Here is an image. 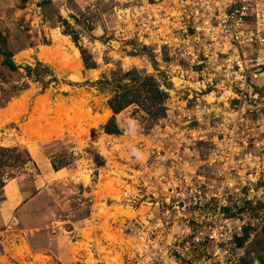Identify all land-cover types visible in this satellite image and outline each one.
Listing matches in <instances>:
<instances>
[{"label":"rangeland","instance_id":"obj_1","mask_svg":"<svg viewBox=\"0 0 264 264\" xmlns=\"http://www.w3.org/2000/svg\"><path fill=\"white\" fill-rule=\"evenodd\" d=\"M31 1L0 14L13 62L30 56L39 60L32 68L40 64L12 72L0 55V108L18 104L8 117L0 112V148L7 149L0 151V203L15 178L27 196L0 215V264H218V227L227 238L232 231L235 245L242 238L241 264H264V57L257 46L193 36V26L179 28L171 0H97L64 17L50 2L37 28L29 26ZM78 47L94 69L84 67ZM40 49L53 63L39 59ZM119 68L170 88L162 117L131 105L115 115L120 135L107 136L101 127L112 115L96 82ZM25 150L31 162L21 167ZM35 155L61 169L39 177L37 196ZM57 233L72 252L67 263L49 250Z\"/></svg>","mask_w":264,"mask_h":264},{"label":"built area","instance_id":"obj_2","mask_svg":"<svg viewBox=\"0 0 264 264\" xmlns=\"http://www.w3.org/2000/svg\"><path fill=\"white\" fill-rule=\"evenodd\" d=\"M31 2L34 12L28 19L29 26L37 28L44 23L41 0ZM171 5L176 9L180 29L185 30L189 24L195 30L193 36H223L240 47L256 45L264 57V0H171ZM221 229H216L217 246L212 256L217 257L218 264H241L232 231L227 229L231 234L227 238Z\"/></svg>","mask_w":264,"mask_h":264},{"label":"trees","instance_id":"obj_3","mask_svg":"<svg viewBox=\"0 0 264 264\" xmlns=\"http://www.w3.org/2000/svg\"><path fill=\"white\" fill-rule=\"evenodd\" d=\"M43 4H46V0H42L41 6ZM64 34L69 35L68 33ZM73 42L75 41L73 40ZM78 50L84 67L86 69H94V65L87 64L85 51L80 47H78ZM0 55L4 58V64L10 71L17 70V66L12 60V54L5 47V38L1 34ZM39 66V62H36V67L25 66L24 69L25 72L29 73L35 71ZM53 79L55 78L53 77ZM96 84L99 85L98 89L107 95L106 107L112 113L108 122L101 127L107 135H120V130L115 123V115L121 113L131 105L141 107L144 112L155 118L164 115V105L168 97L166 90L170 88V84L165 80L160 81L154 76L140 73L134 68L128 71H123L119 68L116 71L110 72L109 76L103 75ZM0 151L6 152L7 149L0 148ZM24 152L27 160L23 161L21 167L31 162V158H29L26 150ZM53 169L58 170L55 166H53ZM241 240V237L234 238L237 246H240Z\"/></svg>","mask_w":264,"mask_h":264},{"label":"crops","instance_id":"obj_4","mask_svg":"<svg viewBox=\"0 0 264 264\" xmlns=\"http://www.w3.org/2000/svg\"><path fill=\"white\" fill-rule=\"evenodd\" d=\"M19 1L20 0H0V14L7 12L9 9L16 8ZM67 1L69 2L68 4H67ZM94 1H97V0H46V4L47 3L49 4L50 2L51 3L59 2L58 3L59 7H60L59 8V14L62 17H64L63 15L67 16V15H69L68 13H72L73 11L83 10L84 8L89 6ZM6 48L8 49L9 52L11 51L9 48V45ZM78 56H79V54L77 52H75V57L72 60V62L73 61L75 62L72 65L77 66V67H78ZM36 59L29 56V60H20L19 62H17L15 64L17 66V70L22 72L23 67L31 66L32 63L30 61L31 60L34 61ZM36 61H39V60H36ZM9 107H11V108L14 107V109H18V104L17 103L14 104V102H8V105L6 107L0 108V112H2L4 114V116L7 115V117H8L9 113H10V111H8ZM110 115H112L111 112H110ZM30 116H34L32 111H31ZM116 117H118V115H116ZM25 124L27 125L28 121ZM54 136L57 137L56 135H54ZM107 136H112V135H107ZM55 137L51 136L50 139H55ZM34 158H36L35 161L37 163L36 164L34 162L35 166L38 167L39 169H41L40 173L38 172L36 174V176L33 178V184H32L33 187L36 186L35 191H38V193H36V196H37L40 194V190H41V189L39 190L38 185H37L39 183V180H38L39 177L45 175L48 178H50V177L55 178L56 175H58L60 173L61 169L60 170L59 169L54 170L52 168L50 161L47 158L44 159L45 158L44 156L41 157L39 155H35ZM38 163H40V165ZM2 189H3L4 199L0 203V215H4L3 213L7 214L8 211L12 212L16 208H18L22 204L23 200L27 197L25 195L24 191L22 190V186L19 185L17 178L12 179L8 183L4 184ZM32 199H35V197H33ZM32 199H30V201H32ZM18 210H20V208ZM58 239H59L58 233L56 235L51 236V242L49 243V250H51L53 256L55 257V259L58 262H60V263L66 262L67 263L71 259L72 252H71L70 248L67 247L66 244L60 245V243H58ZM79 253L80 252H77V256L79 255Z\"/></svg>","mask_w":264,"mask_h":264},{"label":"bare ground","instance_id":"obj_5","mask_svg":"<svg viewBox=\"0 0 264 264\" xmlns=\"http://www.w3.org/2000/svg\"><path fill=\"white\" fill-rule=\"evenodd\" d=\"M60 45V44H59ZM59 53V52H58ZM38 56H39V59H41L43 62H46V63H50L51 64V62L53 61V54L52 53H49V52H47V50H45V49H40V52H39V54H38ZM19 59V58H18ZM55 59V58H54ZM56 62V61H55ZM53 63V62H52ZM75 62L73 61L72 62V64H74ZM71 65V64H70ZM14 102V101H13ZM38 104V103H37ZM36 104V105H37ZM69 107V106H68ZM4 111V110H3ZM110 111V110H109ZM32 112H36L37 113V106H35L34 107V110L32 111ZM39 113V112H38ZM35 117V116H34ZM45 119V118H44ZM43 119V120H44ZM102 119V118H101ZM40 120V119H39ZM42 120V119H41ZM29 121V120H28ZM100 122V121H99ZM28 123H32L31 121L30 122H28ZM31 131V130H30ZM46 131H47V129H46ZM49 132V131H48ZM48 132H46V133H48ZM45 133H43V135H44ZM49 134V133H48ZM119 195V194H118ZM49 260V259H48ZM47 264H56L55 263V261H53V260H49L48 262H47Z\"/></svg>","mask_w":264,"mask_h":264},{"label":"clouds","instance_id":"obj_6","mask_svg":"<svg viewBox=\"0 0 264 264\" xmlns=\"http://www.w3.org/2000/svg\"><path fill=\"white\" fill-rule=\"evenodd\" d=\"M133 123H134V122H133ZM133 153L136 154L137 157L139 158V155H140V154L138 153V151H137L136 149H133Z\"/></svg>","mask_w":264,"mask_h":264}]
</instances>
